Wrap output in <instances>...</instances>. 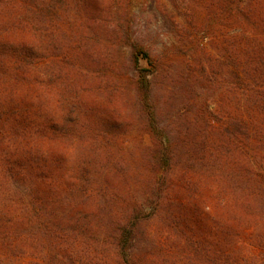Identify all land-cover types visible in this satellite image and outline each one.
I'll use <instances>...</instances> for the list:
<instances>
[{"label": "trees", "instance_id": "trees-1", "mask_svg": "<svg viewBox=\"0 0 264 264\" xmlns=\"http://www.w3.org/2000/svg\"><path fill=\"white\" fill-rule=\"evenodd\" d=\"M192 1L207 10L204 31L224 25V30L217 32L223 36L220 46L230 69L220 71L212 82L210 66L198 59L186 72L191 90L187 106H198L197 115L187 128L200 122L203 141L200 151L189 152L182 174L170 178L186 200L181 205L180 218H173L174 227L168 226L176 237V245L168 252L160 248L161 255L172 264H264V0ZM70 7V0H0L1 132H5L4 127L13 130L19 117L27 119L29 110L37 108L40 99L48 94L52 106L57 108V118L39 121L33 128L25 119L22 136L36 134L42 142H59V146L65 141L64 153L58 150L55 154L63 160L77 150L78 174L53 175L47 167L50 154L43 151L0 152V242L9 249L19 246L28 235L22 227L16 228L25 224L32 230L30 234L38 232L39 244L45 240L43 235L51 244H59L56 239L70 242L74 251L61 257L70 264H95V258L100 264H133L139 229L151 215L131 200L121 204L116 217L111 195L100 183L95 188L93 169L99 164L95 154L100 147L92 144L93 138L82 122V114L88 112L83 98L89 90L76 84L77 74L82 78L84 74L78 65L44 62L36 55L37 44H43L42 48L55 46L52 35L59 34L60 28L54 30V23L62 16L63 20L71 18ZM126 41L137 73L130 92L137 99L154 142L157 161L165 162L166 145H176L172 140L163 142L152 100L150 77L159 69L160 60L142 43L130 37ZM140 59L146 60L151 69L140 68ZM224 61L221 66L226 64ZM194 84L214 90L206 96L196 95ZM21 95L25 108L18 101ZM95 101L99 105L108 100L100 97ZM118 120L108 117L104 122L116 129L120 126ZM91 144L93 154L89 153ZM110 156L106 175L118 160L113 146ZM27 181L37 185V189H46L47 197L33 189L29 193L32 198L19 193L12 197L11 188L22 192L29 188L22 187ZM46 201L49 207L54 206L51 213L44 208ZM90 204L93 208L89 211ZM30 211L32 215L28 214ZM100 226L106 227L105 233L98 231ZM193 226H201L202 233H189L187 227ZM80 247L84 249L79 251ZM149 254L153 253H145L144 258Z\"/></svg>", "mask_w": 264, "mask_h": 264}, {"label": "rangeland", "instance_id": "rangeland-1", "mask_svg": "<svg viewBox=\"0 0 264 264\" xmlns=\"http://www.w3.org/2000/svg\"><path fill=\"white\" fill-rule=\"evenodd\" d=\"M70 3L72 17L63 20L62 16L54 23V30L60 28L59 34L54 32L52 35L55 46L42 48L43 44H37L36 55L44 62L61 61L67 65H78L79 71L84 74V78L77 74L76 84L89 90L83 98L88 112L82 114L85 115L82 116V122L86 125L87 134L93 138L92 144L100 147L95 154L99 164L93 169L95 188L100 183L111 195L114 200L111 205L115 214L117 213L116 217L121 212V204L131 200L136 201L146 214L151 215L139 229L134 243L135 255L132 263L172 264L168 258L161 255L160 248L168 252V248L176 245V237L168 226L174 227L173 218H180L183 211L181 205L185 204L186 198L181 190L171 183L170 178L174 179L182 174L186 159L190 156L189 152L200 151L203 141L200 122L195 121L187 128L189 121L197 115L198 106H187L191 90L190 80L185 79L186 72L198 59L210 66L212 82L220 71L230 69L228 61H224V52L220 46L223 36L217 32L218 29L223 31L225 27L223 25L209 32L204 31L202 24L207 18V10L202 4L192 0H70ZM127 37L148 47L160 60L159 71L150 77L153 85L152 100L163 142L172 140L176 145L173 148L166 145L168 160L165 162L157 161L154 142L147 132L137 99L130 92L137 73ZM222 61L226 63L224 66H221ZM139 66L151 69L144 59H140ZM114 86L118 87V90ZM100 87L105 90L102 91ZM193 88L194 94L203 96L214 90L212 87H198L197 84H194ZM51 96L52 99L55 98V94ZM100 97L108 101L94 104L95 99ZM22 99V95L18 96L21 107L25 108L27 104ZM196 101H199V98H196ZM52 104L48 94L44 95L38 107L29 110L27 119L19 117L13 125L14 129L10 128L13 132L7 127H4L5 132H1L0 124V152L21 149L28 152L32 149L40 154L43 151L46 155L50 154L47 167L53 170V175L67 172L77 176V150L72 151L71 155H66L63 160H59L55 154L58 150L64 153L65 141L59 146V142H42L36 134L23 137L22 132L28 119L30 127L33 128L39 121H52L57 118L54 114L57 108ZM186 109L193 110L187 113ZM108 117L119 118L120 126L116 129L107 126L104 120ZM2 133L4 134L1 136ZM92 144L89 148L91 154L95 153ZM112 146L118 160L106 175L105 165L108 162L111 164ZM101 167L104 168L103 171ZM22 187L29 188L20 192L12 187L11 195L24 194L29 199L32 198L29 194L31 189L42 193V197L48 195L46 189H37V185L33 186L28 181L24 182ZM158 187H161L160 192L157 191ZM45 204L47 205V201ZM9 208L8 204L6 211ZM44 208L51 213L54 206L52 208L47 205ZM92 208L91 204L88 205L89 211ZM106 213L107 211L104 212L105 215ZM28 214L32 215V212ZM33 216L37 218L34 213ZM20 227L25 235H28L27 239L21 240L19 246L15 245L12 249L6 248L3 242H0V262L70 264L61 258H66V255L74 251L70 242L56 239L59 244H51L43 235L45 240L39 244L36 242V239H39L38 232L32 235L29 226L23 224L16 229ZM97 229L99 232H106V227L100 226ZM187 229L189 233L193 231L199 234L203 231L201 226ZM55 230L58 232V229ZM83 249L80 247L79 251ZM145 253L153 254L144 258ZM93 262L100 264L99 258H95ZM109 264L119 263L110 261Z\"/></svg>", "mask_w": 264, "mask_h": 264}]
</instances>
